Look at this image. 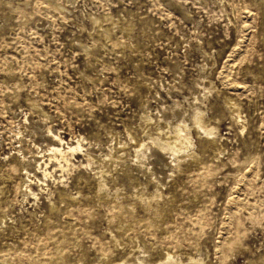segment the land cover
Masks as SVG:
<instances>
[{"label":"rangeland","instance_id":"374dc122","mask_svg":"<svg viewBox=\"0 0 264 264\" xmlns=\"http://www.w3.org/2000/svg\"><path fill=\"white\" fill-rule=\"evenodd\" d=\"M0 264H264V0H0Z\"/></svg>","mask_w":264,"mask_h":264},{"label":"bare ground","instance_id":"6f19581e","mask_svg":"<svg viewBox=\"0 0 264 264\" xmlns=\"http://www.w3.org/2000/svg\"><path fill=\"white\" fill-rule=\"evenodd\" d=\"M60 144H62V145H58L56 148H54V150H55V153H58L60 156H61V158L68 164V161H67V158H66V154L68 153V152H73V151H75L76 149L75 148H73V147H70V146H68V144L67 143H63L62 141H58Z\"/></svg>","mask_w":264,"mask_h":264}]
</instances>
